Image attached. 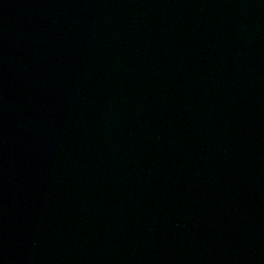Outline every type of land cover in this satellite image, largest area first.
<instances>
[{
	"label": "water",
	"instance_id": "water-1",
	"mask_svg": "<svg viewBox=\"0 0 264 264\" xmlns=\"http://www.w3.org/2000/svg\"><path fill=\"white\" fill-rule=\"evenodd\" d=\"M0 264H264V0H0Z\"/></svg>",
	"mask_w": 264,
	"mask_h": 264
}]
</instances>
